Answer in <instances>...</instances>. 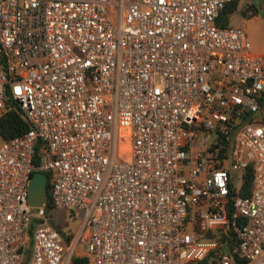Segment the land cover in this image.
<instances>
[{"label": "built area", "instance_id": "2783aa9c", "mask_svg": "<svg viewBox=\"0 0 264 264\" xmlns=\"http://www.w3.org/2000/svg\"><path fill=\"white\" fill-rule=\"evenodd\" d=\"M230 1L0 0V113L28 123L0 139V264H69L81 233L88 264H264V54ZM35 170L82 210L68 242Z\"/></svg>", "mask_w": 264, "mask_h": 264}, {"label": "rangeland", "instance_id": "374dc122", "mask_svg": "<svg viewBox=\"0 0 264 264\" xmlns=\"http://www.w3.org/2000/svg\"><path fill=\"white\" fill-rule=\"evenodd\" d=\"M235 9L228 15L227 22L240 27L250 44L252 52L264 54V0H237ZM255 8V9H254ZM252 9L253 11L252 13ZM239 177L235 174L233 184L237 186ZM82 210L69 208H47L46 218L52 225H63L72 231V237L80 229ZM72 239V238H71ZM83 233L75 239L72 254H82L86 250ZM205 264H210L204 261Z\"/></svg>", "mask_w": 264, "mask_h": 264}, {"label": "trees", "instance_id": "16d2710c", "mask_svg": "<svg viewBox=\"0 0 264 264\" xmlns=\"http://www.w3.org/2000/svg\"><path fill=\"white\" fill-rule=\"evenodd\" d=\"M236 1L237 0H233L224 4V6L220 9L218 16L216 18L217 23L219 24L227 23V17L235 9L237 3ZM254 9H252V13L253 11H255ZM27 128H28V123L19 112L15 103L13 106L3 110L0 113V139H7L14 135H18L24 132ZM35 159L36 156L34 157V160ZM249 182H250V173L249 171H247L242 181L240 194L247 193V187L249 185ZM44 206L45 209L51 208L48 199H46ZM55 227L58 230H60L61 233L63 234L64 241L68 242L70 237L72 236V231L66 226V224L60 226L55 225ZM69 264H88V258L84 254H73L70 256Z\"/></svg>", "mask_w": 264, "mask_h": 264}, {"label": "water", "instance_id": "95a60500", "mask_svg": "<svg viewBox=\"0 0 264 264\" xmlns=\"http://www.w3.org/2000/svg\"><path fill=\"white\" fill-rule=\"evenodd\" d=\"M46 200V174L35 170L31 173L27 183V202L38 206Z\"/></svg>", "mask_w": 264, "mask_h": 264}, {"label": "crops", "instance_id": "0c3cea01", "mask_svg": "<svg viewBox=\"0 0 264 264\" xmlns=\"http://www.w3.org/2000/svg\"><path fill=\"white\" fill-rule=\"evenodd\" d=\"M254 1H257L258 2V0H254ZM82 254H83V252H82Z\"/></svg>", "mask_w": 264, "mask_h": 264}, {"label": "flooded vegetation", "instance_id": "af4514ba", "mask_svg": "<svg viewBox=\"0 0 264 264\" xmlns=\"http://www.w3.org/2000/svg\"><path fill=\"white\" fill-rule=\"evenodd\" d=\"M46 190H47V185H46Z\"/></svg>", "mask_w": 264, "mask_h": 264}]
</instances>
